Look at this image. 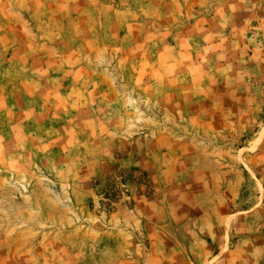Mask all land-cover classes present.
<instances>
[{
	"label": "rangeland",
	"instance_id": "obj_1",
	"mask_svg": "<svg viewBox=\"0 0 264 264\" xmlns=\"http://www.w3.org/2000/svg\"><path fill=\"white\" fill-rule=\"evenodd\" d=\"M0 264H264V0H0Z\"/></svg>",
	"mask_w": 264,
	"mask_h": 264
}]
</instances>
